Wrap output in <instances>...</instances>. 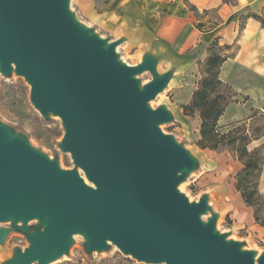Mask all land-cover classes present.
I'll return each instance as SVG.
<instances>
[{
	"label": "water",
	"instance_id": "95a60500",
	"mask_svg": "<svg viewBox=\"0 0 264 264\" xmlns=\"http://www.w3.org/2000/svg\"><path fill=\"white\" fill-rule=\"evenodd\" d=\"M125 41L84 24L71 0H0V73L23 77L42 117L61 119L59 149L74 164L63 169L0 120V246L15 232L28 242L2 264H54L75 236L87 254L116 247L144 264H264L217 229L209 195L180 191L199 160L162 130L172 111L151 107L175 70L160 73L151 52L125 63Z\"/></svg>",
	"mask_w": 264,
	"mask_h": 264
},
{
	"label": "rangeland",
	"instance_id": "374dc122",
	"mask_svg": "<svg viewBox=\"0 0 264 264\" xmlns=\"http://www.w3.org/2000/svg\"><path fill=\"white\" fill-rule=\"evenodd\" d=\"M144 7L139 3L132 14H137V16L144 14V10L148 11L147 3ZM71 8L84 24L93 28L103 38L110 41L126 39L117 48L122 61L131 66L141 63L145 49L134 47L130 41L128 42V39L130 40L135 34L134 32H137L139 24L118 22V0H71ZM145 34L147 38L148 35ZM168 67L169 65L161 61L158 70L160 73H165ZM198 76L199 74L178 72L165 91L151 102L153 109L167 106L172 111L174 122L162 125V130L184 143L199 160L197 171L180 186V191L186 194L191 202L199 201L205 194L212 196L210 205L220 215L217 229L221 233H228L230 239L245 243V249L253 250L260 255L264 253V226L256 222L254 214L248 215L247 209L239 221L226 216L223 209L225 203L232 204L235 198L241 199L236 190V177L243 165L227 149L220 151L200 149L197 145L194 125L183 126L179 122L177 95L179 91L192 88ZM138 78L145 85L152 80V75L143 73ZM30 93L31 87L23 77L14 74L11 78H5L0 73V120L26 135L34 147L50 158H58L63 169H73L71 155L59 149V144L65 134L61 119L51 116L50 120H45L31 103ZM261 112V114H256L252 122L255 127L264 125V108ZM262 143L264 142L252 143L249 149L254 150ZM260 192L264 195V170L260 180ZM31 225L35 226L36 222H32ZM84 243L83 237L75 236V243L70 254L54 264H144L125 256L116 247L101 254H87ZM16 247L25 249L28 247V242L24 235L15 232L9 236L5 245L0 246V251L14 250Z\"/></svg>",
	"mask_w": 264,
	"mask_h": 264
},
{
	"label": "crops",
	"instance_id": "0c3cea01",
	"mask_svg": "<svg viewBox=\"0 0 264 264\" xmlns=\"http://www.w3.org/2000/svg\"><path fill=\"white\" fill-rule=\"evenodd\" d=\"M139 3L143 8L147 3L148 11L137 16L132 13ZM189 4L196 8L195 12ZM252 14L264 20V0H118V22L139 24L137 32L128 39L130 44L160 57V62L169 65L168 70H175V77L178 72L199 74L192 88L177 95L179 122L183 126L194 125L197 142L200 116H186L182 106L190 103L202 78L199 63L206 60L207 49L215 40L220 46L229 47L225 52L229 58L220 77L234 89L240 101L226 108L219 126L224 130L247 119L252 109L264 108V25ZM256 142H264V137L253 143ZM240 198L222 206L225 215L237 221L246 209L248 215L254 214L241 194ZM12 250L0 251V264L11 257Z\"/></svg>",
	"mask_w": 264,
	"mask_h": 264
},
{
	"label": "trees",
	"instance_id": "16d2710c",
	"mask_svg": "<svg viewBox=\"0 0 264 264\" xmlns=\"http://www.w3.org/2000/svg\"><path fill=\"white\" fill-rule=\"evenodd\" d=\"M190 10L196 8L189 4ZM251 17L261 20L262 17L252 14ZM229 47H222L215 40L208 47V56L199 63L202 75L190 103L182 106L186 116L199 114L201 119L200 139L197 145L202 150L220 151L227 149L243 165L236 177V190L241 194L244 203L254 210L257 223L264 226V195L260 192V180L264 170V144L250 150L249 146L264 137V125L253 126L256 114L261 109H252L250 116L237 122L223 131L219 121L226 108L233 102H240L234 89L221 80L223 64L229 56L225 53Z\"/></svg>",
	"mask_w": 264,
	"mask_h": 264
}]
</instances>
